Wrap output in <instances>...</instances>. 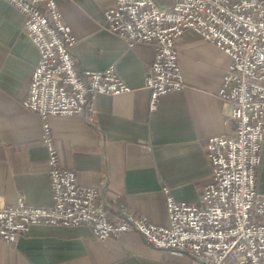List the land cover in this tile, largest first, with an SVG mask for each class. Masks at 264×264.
Instances as JSON below:
<instances>
[{"label":"crops","instance_id":"crops-1","mask_svg":"<svg viewBox=\"0 0 264 264\" xmlns=\"http://www.w3.org/2000/svg\"><path fill=\"white\" fill-rule=\"evenodd\" d=\"M78 43L79 72L115 67L133 89L123 95H99L96 125L85 116L50 117L48 133L60 164L85 186L104 185L109 215L122 212L168 224L166 196L198 203L212 178L205 145L209 138L232 134L228 107L219 97L229 57L216 45L187 30L176 42L185 88L160 98L149 108L146 75L154 47L126 40L106 29L105 12L113 0H55ZM237 2L240 0H230ZM25 16L0 0V207L19 197L31 206L54 202L48 172V148L42 118L24 106L40 52L24 32ZM258 187L264 193L263 165ZM187 258L154 248L131 232L98 240L87 226H32L16 244L0 241V264H184Z\"/></svg>","mask_w":264,"mask_h":264},{"label":"built area","instance_id":"built-area-1","mask_svg":"<svg viewBox=\"0 0 264 264\" xmlns=\"http://www.w3.org/2000/svg\"><path fill=\"white\" fill-rule=\"evenodd\" d=\"M24 16V32L40 52L24 106L44 121L53 204L0 207V241L16 244L32 226L89 227L101 241L136 232L157 249L184 264H264V193L258 187L264 154V0H113L105 12L106 29L130 47L148 43L155 57L146 75L151 112L160 98L185 88L178 63L177 39L187 30L216 45L230 62L219 97L232 134L208 139L211 181L198 203L177 201L168 188V224L157 226L143 216L122 212L112 219L104 185L85 186L63 168L48 130L50 117L85 116L96 125L99 95L133 91L115 67L79 72L77 37L55 0H6Z\"/></svg>","mask_w":264,"mask_h":264}]
</instances>
